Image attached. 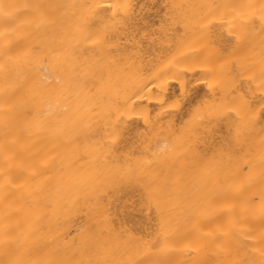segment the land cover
<instances>
[{
	"label": "bare ground",
	"instance_id": "bare-ground-1",
	"mask_svg": "<svg viewBox=\"0 0 264 264\" xmlns=\"http://www.w3.org/2000/svg\"><path fill=\"white\" fill-rule=\"evenodd\" d=\"M0 264H264V0H0Z\"/></svg>",
	"mask_w": 264,
	"mask_h": 264
},
{
	"label": "rangeland",
	"instance_id": "rangeland-1",
	"mask_svg": "<svg viewBox=\"0 0 264 264\" xmlns=\"http://www.w3.org/2000/svg\"><path fill=\"white\" fill-rule=\"evenodd\" d=\"M151 6V5H150Z\"/></svg>",
	"mask_w": 264,
	"mask_h": 264
}]
</instances>
